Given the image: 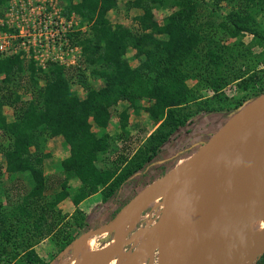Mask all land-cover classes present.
<instances>
[{
  "label": "trees",
  "instance_id": "trees-1",
  "mask_svg": "<svg viewBox=\"0 0 264 264\" xmlns=\"http://www.w3.org/2000/svg\"><path fill=\"white\" fill-rule=\"evenodd\" d=\"M116 4L117 0H65L67 15H78L85 29L76 35L80 62L73 69L51 64L41 71L17 55L0 58L2 171L24 183L17 200L0 204V264H50L58 254L70 251L73 240L90 228L80 212L64 220L53 211L55 206L68 199L78 210L82 201L96 193L103 204L114 200L133 172L148 163L191 117L181 112V106L196 99L198 92L187 86L188 80L199 79L205 90L213 91L238 81L248 96L232 107L233 112L264 93V68L217 70L245 59L253 46L264 48V0H133L126 8L141 11L133 20L134 30L108 21L107 14ZM4 6L5 0H0V17ZM222 7L226 12L219 20L201 23L196 18L199 9L207 10L209 19L218 16ZM153 11L164 14L162 24L155 23ZM245 33L251 40L243 47L240 36ZM129 52L131 58L126 57ZM249 59H255L256 65L264 63V55ZM133 60L136 66L128 64ZM72 79L85 90L82 100L71 88ZM27 93L34 97L22 99ZM142 99L153 102L158 127L146 138L137 162L132 160L125 169L119 161L106 166L109 148L103 128L109 108L126 103L118 114L125 119L126 109L139 112ZM3 107L13 112L9 122ZM92 125L98 132L92 131ZM57 136L68 155L59 162L61 177L53 188L43 175L46 154L42 150L47 139ZM71 180L77 186L69 194L66 185ZM57 222L61 228L53 231ZM43 239L51 242L55 252L47 261L34 251L35 243ZM253 264H264V252Z\"/></svg>",
  "mask_w": 264,
  "mask_h": 264
},
{
  "label": "rangeland",
  "instance_id": "rangeland-1",
  "mask_svg": "<svg viewBox=\"0 0 264 264\" xmlns=\"http://www.w3.org/2000/svg\"><path fill=\"white\" fill-rule=\"evenodd\" d=\"M57 1L64 7L65 0ZM132 1L133 0H117L116 7L107 14L108 21L111 24H120L124 27L134 30L135 27L133 20L140 14L141 11L136 8H126V5ZM220 12L221 13H218V16L214 15L208 19L207 10L199 9L196 18L201 23L209 20L213 21L214 19L219 20L226 12L225 7H222ZM261 13V27L264 29V10ZM163 17L164 14L162 12L153 11V20L156 24H162ZM84 30V26H81V33ZM250 40L251 35L248 33L240 36V41L243 42V47L250 45ZM240 49L243 50L242 47H240ZM131 54V52L127 53L126 57L131 58ZM251 55L256 56L257 58L260 57V55H264V48L260 46H253L251 47L249 53H245V59L238 60L232 65L228 64L225 68L220 66L217 70L218 72L224 73L226 71H236L237 69H239L241 72H245L249 66L256 67L257 69L264 68V63H259L257 65L254 64L252 61L255 59H249L251 58ZM128 64L130 66H136L137 62L133 60L129 61ZM80 78L84 79V76ZM76 80L72 79L71 88L76 91L77 97L82 100L85 96V90L75 83ZM89 84L95 88L98 86V83L95 82H89ZM186 84L189 88H193V90L196 89L198 91L197 93L194 92L196 99L191 102L189 101L184 107L181 106V112L188 115L191 113V117L186 120V124L182 128L177 129L170 136L168 141L159 147L157 154L152 157L148 163H146L142 168L133 172L126 185L123 186V188L118 192L114 200L103 204L101 201V194L96 193L91 195L90 199L87 201L80 203V205L77 207L78 210L74 209L68 199L61 201L53 209L54 212L58 213L59 217L64 216V220H70L73 214L80 212V214L85 217L88 227L90 228L85 232L86 235L83 236V239H85L84 242L87 240L93 241L92 248L94 250H99L108 246V242L113 236V225L109 224L116 219L119 212L124 207H126L132 201V199L138 195L139 192L185 160L188 154L189 140L192 134L200 128L215 124L230 115L233 112L232 107H234L235 104L242 101L243 99H247L246 97L248 96L246 89L241 90L239 86H237L238 81L229 82L217 91H213L212 89L205 90L202 87V82H200L199 79H194L193 81L188 80ZM38 86H42L41 81L38 82ZM22 92L23 90L20 93ZM32 96L34 97V95H29V93H27L25 97H22V99L26 98L27 100H30ZM152 103V101L142 99L140 102V106L142 108L139 110V112L137 114H132L131 109L128 108L124 114L125 119L120 118L118 114L127 106L126 103H118L113 108H109L106 115V126L103 128V132L106 133L107 136L106 142L108 143L109 148L107 154L105 155L106 166L113 167L115 161H119V164L124 168L128 166L132 160L137 162L138 158L136 156H138L140 154L139 152L142 151V148L146 142V138L158 127L159 124V122H157L158 120H153V117L156 116V113L151 107ZM144 108L147 110H143ZM2 114L7 122L12 120L13 112L10 108L3 107ZM91 128L92 131L98 132V128L94 125H92ZM111 149H114V152ZM42 153L46 154L45 158L42 160L43 175L46 178L48 186H52L54 188L57 179L61 177L59 174V162L67 157L68 148L63 143L62 138L57 136L46 140ZM3 162V157L0 153V204L5 206L7 203H4L5 200L14 201L22 195L23 190L21 189L24 183L15 175H7L6 173H3ZM126 163L127 165H125ZM66 186L67 191L70 194L76 188L77 182L71 180ZM52 191H54V189L47 193H51ZM136 214V220L132 224V227L125 225L123 227L121 237H119V239L116 241L117 243L122 242V246L117 247L119 248V252H125L129 254L128 260L125 257L121 258V254L118 252L117 257H115L108 264H127L129 260L133 259V257H137L136 259L138 260L143 259L141 264H156V253L155 251H151V243L153 242L154 236L150 235L151 231L149 229H152V225L159 217L160 203L157 202L153 206H149L140 211L138 210ZM105 226L111 230H105ZM59 227L61 228V223H58L57 227L53 231ZM138 227L147 230L148 232L150 231V233L146 234L147 238L142 241V244L134 245L131 242V235ZM97 230L101 231L94 233V231ZM77 242L78 240L75 241V245ZM51 248V242L46 239L44 241H39L34 245V251L39 256V258L44 261H47L50 256L55 253L53 250H51ZM72 256H74L73 261H71ZM79 259L80 256H78L76 253V247L74 248V246H72L70 251L58 254V256L53 259L50 264H75L74 262Z\"/></svg>",
  "mask_w": 264,
  "mask_h": 264
},
{
  "label": "water",
  "instance_id": "water-1",
  "mask_svg": "<svg viewBox=\"0 0 264 264\" xmlns=\"http://www.w3.org/2000/svg\"><path fill=\"white\" fill-rule=\"evenodd\" d=\"M263 136L264 93L217 123L194 132L185 160L146 186L122 209L138 204L142 196L155 189L160 193V214L153 224L158 233L154 232L151 243V251L156 253V264H215L216 242L209 233V226L218 223L228 227L232 221L233 225L239 226L259 216L264 199L256 203L247 218L239 219L237 211L230 209L239 196V172L230 154L228 140ZM222 159H225L226 168ZM186 178L190 180L188 186ZM170 187L179 188L176 198L166 193ZM135 207L127 213L136 212L139 207ZM160 221H164L166 226L163 234ZM107 226L105 230H111ZM85 235L74 240L71 248H75V241ZM116 246L121 247L122 242H116ZM263 252L264 249L258 256Z\"/></svg>",
  "mask_w": 264,
  "mask_h": 264
},
{
  "label": "bare ground",
  "instance_id": "bare-ground-1",
  "mask_svg": "<svg viewBox=\"0 0 264 264\" xmlns=\"http://www.w3.org/2000/svg\"><path fill=\"white\" fill-rule=\"evenodd\" d=\"M228 146L239 172V196L236 202L230 205V209L237 211L238 218L243 219L247 218L253 212L256 203L260 199H264V136L230 139L228 140ZM222 162L225 165V159H222ZM188 184H190V180L186 178V186H188ZM178 189L177 187H170L166 189V193L176 198L175 196ZM159 200L160 193L155 189L142 196L138 204L133 203L127 209L122 210L111 223L113 225V236L108 246L104 249L94 250L92 248L93 241L87 240L84 242L85 239L83 238V240L81 239L78 241L75 245L76 253L80 256L77 264L110 263L117 257L119 252L116 241L121 237L123 227L125 225L132 227V224L136 220L135 217L138 214H136V212L155 205ZM135 206L139 207L138 210L134 213L131 211L128 214L127 212ZM151 228L152 229H149L151 231L150 233V231L148 232L138 227L131 235V242L134 245H139L147 238V233H150L152 236L154 232L155 234L158 233L153 225ZM160 228L161 234L165 233L166 226L164 221H160ZM209 233L216 242L215 264H251L256 256L264 249V206L260 210L259 216L252 221L245 222L239 226L233 225L232 221L231 225L228 227L214 223L209 226ZM119 253L121 254V258L125 257L128 260L129 254L125 252ZM136 258L137 257H133L127 264H141L143 259L138 260Z\"/></svg>",
  "mask_w": 264,
  "mask_h": 264
},
{
  "label": "built area",
  "instance_id": "built-area-1",
  "mask_svg": "<svg viewBox=\"0 0 264 264\" xmlns=\"http://www.w3.org/2000/svg\"><path fill=\"white\" fill-rule=\"evenodd\" d=\"M0 27V58L17 55L41 71L51 64L73 69L80 62V19L57 0H5Z\"/></svg>",
  "mask_w": 264,
  "mask_h": 264
},
{
  "label": "crops",
  "instance_id": "crops-1",
  "mask_svg": "<svg viewBox=\"0 0 264 264\" xmlns=\"http://www.w3.org/2000/svg\"><path fill=\"white\" fill-rule=\"evenodd\" d=\"M91 197V196H90ZM90 197H88V198H86L84 201H82L81 203H83V202H85V201H87L88 199H90ZM80 205V204H79ZM78 205V206H79Z\"/></svg>",
  "mask_w": 264,
  "mask_h": 264
},
{
  "label": "flooded vegetation",
  "instance_id": "flooded-vegetation-1",
  "mask_svg": "<svg viewBox=\"0 0 264 264\" xmlns=\"http://www.w3.org/2000/svg\"><path fill=\"white\" fill-rule=\"evenodd\" d=\"M109 243V242H108ZM102 249H104V248H101V249H99V250H102Z\"/></svg>",
  "mask_w": 264,
  "mask_h": 264
}]
</instances>
